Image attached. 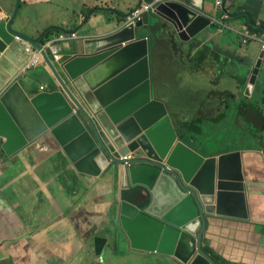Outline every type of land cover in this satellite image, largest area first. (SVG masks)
<instances>
[{"label":"water","instance_id":"95a60500","mask_svg":"<svg viewBox=\"0 0 264 264\" xmlns=\"http://www.w3.org/2000/svg\"><path fill=\"white\" fill-rule=\"evenodd\" d=\"M143 3L152 8L135 24L127 23ZM20 7L21 0H16L13 15L0 22L3 156L12 159L44 142L61 150L84 176L116 175L115 167L121 166L115 227L109 231L113 240L121 236L132 251L168 257L180 264H215L202 250L207 217L256 223L263 216L264 134L246 133L244 137L252 142L242 140L252 147L234 153L240 161L235 167L226 165L228 153L215 155L206 148L204 138L198 151L188 147L166 105L153 97L149 41L140 32L156 27L173 31L187 42L219 25L197 10L194 0H138L135 9L121 16L124 25L107 36L80 37L82 50L62 57L57 69L40 44L52 28L37 39L13 28ZM35 51H41L61 89L32 96L17 79L18 70ZM240 71L235 87L241 98L232 103L230 116L239 113L252 130L264 131V53L254 59L246 56ZM130 155L136 157L123 159ZM242 155L253 159L247 168ZM92 237L99 257L108 239L97 233Z\"/></svg>","mask_w":264,"mask_h":264},{"label":"crops","instance_id":"0c3cea01","mask_svg":"<svg viewBox=\"0 0 264 264\" xmlns=\"http://www.w3.org/2000/svg\"><path fill=\"white\" fill-rule=\"evenodd\" d=\"M222 1L225 10L223 6L219 9L216 7V0H194L197 10L209 17L214 25L221 22L227 27L222 32L207 29L187 42L180 41L173 31H161L156 27H145L140 34L147 35L149 41L153 97L167 105L168 112L177 117H180L184 107H190L192 114L189 122L195 121L192 129L198 130L196 126L202 127L205 123V130L212 134L204 136L218 145L226 146L230 136L227 129L229 123L236 122L240 115L233 113L234 116L231 117L230 109L233 101L241 98L235 87V78L241 77V61L246 56L254 59L262 52L259 41L243 44L239 33L248 32L257 40H264V0ZM137 2L138 0H21L13 28L33 39L52 28L45 34L44 42H40L41 46L64 36L67 40L58 42L61 58L72 56L82 50V37L107 36L124 25L121 16L135 9ZM15 5L16 0H0V22L13 15ZM86 20L83 28L89 24L93 27L82 34L80 31L83 28L77 32ZM54 28L58 30H53ZM48 33L49 37L45 38ZM71 34H76L77 38L73 39ZM45 64L44 61L43 65L20 79L27 93L32 96L41 91L61 89ZM54 65L60 69L59 62ZM227 112L230 119H227ZM241 112L243 119L244 110ZM213 116L224 118L216 131L205 122V118ZM237 124L242 125L243 120L237 121ZM219 129L223 131L220 132ZM189 132L195 136L194 132ZM242 139L252 142L246 137ZM238 140L240 144L235 149L217 153L230 155L226 165L238 166L240 161L234 153L252 147L251 143L241 138ZM254 144L259 146L257 142ZM261 148L264 150V146ZM0 154V264H110L106 258L108 249L114 245V252L118 250V241H114L109 233L115 227L114 218L118 208L115 199L121 186L118 175L111 172L100 178L81 175L61 150L48 147L44 142L29 147L12 159L3 156L0 142ZM35 160L38 165L32 169L30 164ZM249 161L253 159L242 155V165L246 168ZM75 175L79 176L78 180L83 178L82 181H87L86 184L90 185L82 195L74 187L70 189L71 192H65L66 182ZM94 199L99 200L96 207L92 204ZM109 212L112 215L111 223L107 222L106 213ZM85 215L86 219L82 220ZM261 215L264 217V213ZM262 217L256 218V223L240 218L207 217L209 247H216L215 234L220 230L233 232L239 227H245L250 232L255 228L256 233H260L264 230V225L260 222L264 221ZM96 233L108 239L101 257H97L93 249L92 236ZM119 242L126 254L134 252L136 260L145 257L154 261L167 259L180 264L168 257L132 251L126 240L120 239ZM240 246L242 247L236 243L235 247ZM248 246L255 251V257L261 264H264V244ZM85 253L94 254L95 257L91 260V256L85 257Z\"/></svg>","mask_w":264,"mask_h":264},{"label":"rangeland","instance_id":"374dc122","mask_svg":"<svg viewBox=\"0 0 264 264\" xmlns=\"http://www.w3.org/2000/svg\"><path fill=\"white\" fill-rule=\"evenodd\" d=\"M91 27H93L92 24L86 25L80 31V33L82 34V33L87 32V30ZM94 30L95 29L93 28V31ZM240 34H244V33H240ZM241 40H242V37H241ZM57 46L59 45L57 44ZM191 114H192V109L190 107H184L178 119L182 122L184 121L189 122V118L191 117ZM196 127L198 128V130H193L192 125H190V130L194 132L195 136L198 138H203L204 135L206 134H210V135L212 134L208 130H205V123L203 124L202 127L201 126L200 127L196 126ZM219 130H221L220 132L223 131L222 129H219ZM238 138H239V134L232 131L230 133L228 141L226 142V146H224V144L218 145L216 143L212 145V144H207L206 142H203V144L206 148L212 149L215 153H219L222 151L235 149L240 144V141L238 140ZM232 139H236V140L233 141ZM186 144H190V143L187 141ZM190 145L192 147H195L194 143H191ZM195 148L200 149L197 147ZM202 153H205V151H202ZM133 157H136V155H133ZM37 165L38 163H36V160H35L34 163L30 164V167L34 169ZM120 168L121 166L119 165L115 167L116 175H118ZM78 179H79V176L77 175H75L73 178L70 177V179L66 182L67 189H65V192H68V193L71 192L70 189H72L73 187L76 189L77 193L81 195L87 192V187L90 185L86 184L87 181L83 182L82 181L83 178H80V180ZM97 203H99L98 199L92 200V204L94 206L97 205ZM106 216L108 219L107 222L108 221L110 222V218L112 216L111 212L106 213ZM86 217L87 215L83 216L82 220H85ZM106 235H109V233H107ZM215 235L217 236L216 240L214 241L216 247L215 248L210 247V248L214 250L216 253L220 254L225 259L233 262L234 264H261V261L255 257V254H254L255 251L250 249V247L248 246L249 244H252L253 246H256V245L259 246V245L264 244V236H262L260 233H256L255 228L251 232L246 230L245 227H239L237 231H233V232H225L223 230H220ZM236 243L242 245V247L241 246L239 248L235 247ZM229 247H231V249ZM88 256H91V260L95 257L94 254L85 253V257H88ZM106 258H107V263H110V264H176L175 262H172L171 260H167V259L166 260L159 259L158 261H154L152 258L144 257L145 259L143 258L140 260H136L134 256V252L129 255L126 254L120 242H118V250L116 252H114V245L110 246L106 254Z\"/></svg>","mask_w":264,"mask_h":264},{"label":"built area","instance_id":"2783aa9c","mask_svg":"<svg viewBox=\"0 0 264 264\" xmlns=\"http://www.w3.org/2000/svg\"><path fill=\"white\" fill-rule=\"evenodd\" d=\"M157 1V0H156ZM223 6V1L222 0H216V7L219 9ZM152 7L150 5L147 4H142V6L135 10L131 16L128 18V22L129 24H135V22L137 20L140 19V15L145 12V11H149ZM3 20V19H2ZM217 25H219V29L218 31L222 32V29H226L227 27H225L221 22H216ZM239 35L242 37V43L243 44H247L249 41H259L260 44V50L264 53V40L260 39L257 40V38L253 35V34H249L248 32L244 33V34H240ZM71 37L73 39L77 38L76 34H71ZM67 37L61 36L58 39L55 40H51L47 43H45L43 46V49L47 52L48 50L51 52L55 62H59L61 59V54H60V48L57 46L58 42L67 40ZM44 63V59L41 55V51H35L33 53V55L31 56V58L25 62V64L18 70L17 72V77L18 78H22L24 77L26 74L30 73L31 71H34L35 69H37L38 67H40L41 65H43ZM17 78V79H18ZM129 158H132V156H128L125 157L123 159L128 160ZM127 166H129V164H126Z\"/></svg>","mask_w":264,"mask_h":264},{"label":"flooded vegetation","instance_id":"af4514ba","mask_svg":"<svg viewBox=\"0 0 264 264\" xmlns=\"http://www.w3.org/2000/svg\"><path fill=\"white\" fill-rule=\"evenodd\" d=\"M234 103H236V101H233V104ZM244 108H243V110H244V112H243V114H245V111H246V107L245 106H243ZM225 109L227 110L228 109V107L226 106L225 107ZM168 110V109H167ZM256 110H257V108H256ZM226 112V111H225ZM225 112H224V114H225ZM257 112V111H256ZM235 114H236V112H234ZM258 113V112H257ZM169 115L171 116V118H172V121H173V123H174V125H175V127H176V129L178 130V135H179V132L180 133H183V137H181V139L184 141V143L186 144V142L188 141L190 144L191 143H194V145H195V147H197L198 148V143H199V141L200 140H202V138H198V137H196V136H193L189 131H190V127L188 126L189 125V123H190V125H192L193 126V123L195 122V121H191V122H182V121H180L178 118L179 117H177L174 113H170L169 112ZM206 115H208V113L206 114ZM237 115V114H236ZM221 116V115H220ZM234 115H231V117H233ZM206 120H205V122H207L208 123V125H211L212 126V128L214 129V131H216V130H218V128L221 126L220 124H222L223 122H224V118H221V119H218V117L217 116H213V117H211V118H205ZM227 119H230V117H228V113H227ZM227 119H226V121H227ZM237 121L239 122V121H242L240 118L239 119H237L236 120V122H230L229 123V126H228V131H229V134L232 132V131H234V132H236V133H238L239 134V138H241V140H242V138L246 135V133L247 132H249V133H251V134H253V135H255V136H260V135H262V134H264V131H262V130H252L251 129V126H250V124L248 123L247 124V122H245V121H243V124L242 125H238L237 124ZM254 123H255V125H260V123L259 122H257L256 120H254ZM215 127H218V128H215ZM249 135V134H248ZM187 136V137H186ZM229 136V135H228ZM204 139H205V142L207 143V144H212V145H214V142L213 141H211V138H206V136H204L203 137ZM190 144H186L188 147H190L191 149H193V150H196V151H198V149H196L195 147H192ZM262 145H264V144H262ZM210 151H213L212 149H210ZM214 154L215 155H217V153H215L214 152ZM213 154V155H214ZM132 158H133V156H132ZM253 211L254 212H261V211H263L262 210V208H257V209H254L253 208ZM262 213H264V212H262ZM260 234L262 235V236H264V230L262 229L261 231H260ZM111 235V234H110ZM120 240V239H119ZM119 240H118V238H117V240L116 241H118L119 242Z\"/></svg>","mask_w":264,"mask_h":264},{"label":"trees","instance_id":"16d2710c","mask_svg":"<svg viewBox=\"0 0 264 264\" xmlns=\"http://www.w3.org/2000/svg\"><path fill=\"white\" fill-rule=\"evenodd\" d=\"M50 33H48L47 34V37H45V38H48L49 35H50ZM44 40H43V42H44ZM47 54H48L50 60L52 61V63L54 64L55 63V60H54V58H53V56H52V54H51V52L49 50L47 51ZM45 66L48 67L46 64H45ZM188 126L190 127V123H189ZM181 137H183V136H181ZM207 236H208V233L206 232V229H205L204 234H203V237H202V250L211 257V259L215 262V264H234L233 262L225 259L224 257H222L220 254L216 253L214 250H212L209 247V245L207 243L209 237H207Z\"/></svg>","mask_w":264,"mask_h":264},{"label":"clouds","instance_id":"9594fccd","mask_svg":"<svg viewBox=\"0 0 264 264\" xmlns=\"http://www.w3.org/2000/svg\"><path fill=\"white\" fill-rule=\"evenodd\" d=\"M23 78V77H22ZM18 79H21V77L20 78H18ZM132 156V155H131ZM134 158V157H133Z\"/></svg>","mask_w":264,"mask_h":264}]
</instances>
